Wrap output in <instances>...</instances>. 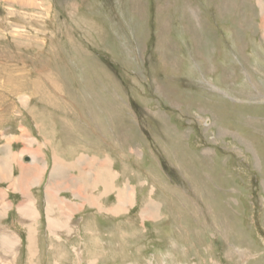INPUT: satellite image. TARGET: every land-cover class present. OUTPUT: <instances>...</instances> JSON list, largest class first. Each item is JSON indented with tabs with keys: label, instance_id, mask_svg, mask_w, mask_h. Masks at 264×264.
Wrapping results in <instances>:
<instances>
[{
	"label": "rangeland",
	"instance_id": "374dc122",
	"mask_svg": "<svg viewBox=\"0 0 264 264\" xmlns=\"http://www.w3.org/2000/svg\"><path fill=\"white\" fill-rule=\"evenodd\" d=\"M24 1L0 0V160L38 218L0 178V264H264L259 0Z\"/></svg>",
	"mask_w": 264,
	"mask_h": 264
},
{
	"label": "bare ground",
	"instance_id": "6f19581e",
	"mask_svg": "<svg viewBox=\"0 0 264 264\" xmlns=\"http://www.w3.org/2000/svg\"><path fill=\"white\" fill-rule=\"evenodd\" d=\"M24 1V0H23ZM26 2H27V0H25ZM24 1V2H25ZM29 1V0H28ZM33 0H31V2H32ZM259 3H260V5L262 6V8H263V11H264V1H262V0H259ZM8 147V151H7V156H6V158H1V160H0V162H2V160H3V163L1 164V166H3L4 167V173L3 174H0V178H2V179H4V178H6V180H8L9 182H13V184L15 185H19V186H17L18 187V190H20V192L21 191H23V189L21 188V184H19V183H24V182H26V181H22V177H23V174L21 175V176H19L20 178L19 179H16V177H15V175H14V171H13V164H14V162H15V160H14V158H15V156H14V154H13V152L11 151V147L8 145L7 146ZM10 148V149H9ZM26 161H28V158L26 159ZM40 163V160H39V157L37 156V155H33V157H32V167L31 168H33L32 169V171L30 172V169L31 168H29L28 169V171L29 172H27V175H26V173H24V176H31V178H32V181L29 183V181H28V185H29V187H31L32 185L34 186V185H38L39 184V181H38V177H40L39 176V173H40V169L38 168V167H36L38 164ZM58 163V162H57ZM56 163V164H57ZM41 164V163H40ZM24 167H26V166H24ZM65 167V166H64ZM94 167L95 166H93L92 167V169L88 172V175H87V177H89V179L91 180V178L93 179L92 181L94 182V179H95V177H96V179H102V177H103V173H104V171H102L101 170V172H100V174L99 175H93L92 174V170H93V172H94V174H95V171H94ZM105 167V166H104ZM1 168V167H0ZM99 168H101V167H99ZM103 168V167H102ZM101 168V169H102ZM106 168V167H105ZM22 169V168H21ZM66 171L67 170H65L62 166H56V168H55V170L53 171V175L56 173H58V177H60V176H63V175H65L66 174ZM22 173V172H21ZM34 173H35V177H33V175H34ZM87 174V173H86ZM65 177V176H64ZM94 177V178H93ZM52 179H53V176H52ZM1 180V179H0ZM24 180V179H23ZM31 180V179H30ZM2 181V180H1ZM19 183H18V182ZM98 181V180H97ZM53 182V181H52ZM96 182V181H95ZM18 183V184H17ZM57 184V183H56ZM67 184V183H66ZM13 185V186H14ZM25 185H26V183H25ZM53 184H51V182L49 183V185L47 186V189H46V203H47V211H48V214H52L53 215V213H54V209H56L55 211H58L60 214H61V216L63 217V218H68V212H66V209H60V205H61V203H62V201L61 200H58V198L56 197V195H57V193H58V190H59V188H55L54 186H52ZM59 186V185H58ZM109 186V185H108ZM16 187V186H15ZM23 187H24V184H23ZM110 188H112V186H110ZM30 188H28L27 187V190L24 188V194H22V197H24V199H23V203L21 204V205H19L18 206V210H19V212H20V214L22 215V216H24L25 218H27V219H30V220H36L37 218H38V216H37V212H36V207H35V203H34V200H33V198L31 197V195L29 194V190ZM126 189V188H125ZM19 192V191H18ZM1 193V192H0ZM133 193V192H132ZM131 193V199H133L134 198V194H132ZM123 194H125V197H123ZM123 194L122 195H120V208H123V209H125L124 208V206L125 207H127V206H130L129 205V203L128 204H126V202H125V198H126V194L127 193H125V192H123ZM24 195V196H23ZM129 195V194H128ZM123 197V198H122ZM128 197V196H127ZM134 200V199H133ZM60 201V202H59ZM72 204V203H71ZM54 205H56L57 206V208L54 206ZM67 206V205H66ZM10 207V205L8 206V208ZM61 207H62V205H61ZM68 207V206H67ZM74 208H79V207H74ZM73 208V209H74ZM71 209V208H70ZM70 211V210H69ZM74 211V210H73ZM115 211V210H114ZM118 211V210H117ZM122 211V210H121ZM151 210L149 209V208H145V210H143V212H142V214H143V216H146V217H149L150 215H151ZM118 213V212H117ZM49 225H50V227L52 228H50L51 230H54V229H56L57 228V226L58 227H60V223H59V221L58 220H56V219H53V218H51V215H50V217H49ZM7 241H8V239H7ZM10 242L12 241V239L11 240H9ZM8 243V242H7ZM6 243V244H7ZM9 244V243H8ZM8 246V245H7Z\"/></svg>",
	"mask_w": 264,
	"mask_h": 264
},
{
	"label": "crops",
	"instance_id": "0c3cea01",
	"mask_svg": "<svg viewBox=\"0 0 264 264\" xmlns=\"http://www.w3.org/2000/svg\"><path fill=\"white\" fill-rule=\"evenodd\" d=\"M89 161V159H85V157L83 156V157H80V158H78V159H76V161L73 163V161H72V163L74 164V166H75V168H79V169H81L82 170V172L84 173V171L85 172H87V175H88V169L87 168H85V166L86 165H88V164H86L85 162H88ZM93 162V161H92ZM92 172H93V170H92ZM14 173V172H13ZM15 175V174H14ZM119 180V178H117V177H115V175L114 176H111L110 178H108L107 180H106V182H105V185H104V187H103V189H104V198H106V197H111L112 195H114V196H116V195H118V198L120 197V195H122L123 194V192H122V190L117 186V181ZM91 182H93V181H91ZM109 185V186H108ZM110 186H112V188H110ZM88 188V187H87ZM119 188V189H118ZM92 191H94V189L92 190ZM88 191H86L85 192V194L86 195H88ZM29 194L31 195V192H29ZM31 197H32V195H31ZM103 197V195L101 196V198ZM120 199V198H119ZM102 201V200H101ZM1 203H4V202H1ZM8 203V202H7ZM10 205V207L8 208V206ZM118 209H120L121 210V208H120V201H119V203H118V206H116ZM11 208V204L10 203H8V204H2V211H1V213H4V215L5 216H7V213H8V211H9V209ZM124 208H126V207H124ZM127 209V208H126ZM3 215V216H4ZM7 237V236H6Z\"/></svg>",
	"mask_w": 264,
	"mask_h": 264
}]
</instances>
